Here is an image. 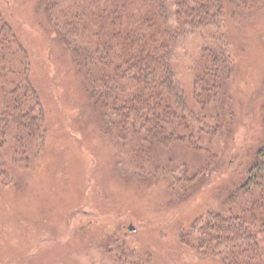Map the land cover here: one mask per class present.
I'll return each instance as SVG.
<instances>
[{
    "label": "trees",
    "instance_id": "16d2710c",
    "mask_svg": "<svg viewBox=\"0 0 264 264\" xmlns=\"http://www.w3.org/2000/svg\"><path fill=\"white\" fill-rule=\"evenodd\" d=\"M38 1L94 100L104 133L118 145L124 177L163 179L172 200L184 202L214 171L234 167L232 145L221 144L239 123L226 13L251 14L264 0ZM192 35L209 38L192 51L189 100L176 58ZM262 128L264 138V120ZM46 132L29 54L0 10V178L11 180L10 153L15 163L33 162ZM239 181L218 187V205L183 227L180 239L217 264H264V141ZM149 255L124 257L123 264H149Z\"/></svg>",
    "mask_w": 264,
    "mask_h": 264
},
{
    "label": "rangeland",
    "instance_id": "374dc122",
    "mask_svg": "<svg viewBox=\"0 0 264 264\" xmlns=\"http://www.w3.org/2000/svg\"><path fill=\"white\" fill-rule=\"evenodd\" d=\"M0 10L27 49L47 125L33 162L15 163L12 153L6 158L11 180L0 178V264H123L124 257L145 253L149 264H217L183 244L180 232L218 205V187L242 180L264 141V3L251 14L226 13L239 123L221 144L232 145L234 167L214 171L210 183L184 202L172 200L163 179L143 182L119 172L118 145L104 133L94 100L55 41L56 30L44 22L39 1L0 0ZM208 38L192 35L177 54L189 100L192 51Z\"/></svg>",
    "mask_w": 264,
    "mask_h": 264
},
{
    "label": "water",
    "instance_id": "95a60500",
    "mask_svg": "<svg viewBox=\"0 0 264 264\" xmlns=\"http://www.w3.org/2000/svg\"><path fill=\"white\" fill-rule=\"evenodd\" d=\"M131 228H133V226H131Z\"/></svg>",
    "mask_w": 264,
    "mask_h": 264
}]
</instances>
